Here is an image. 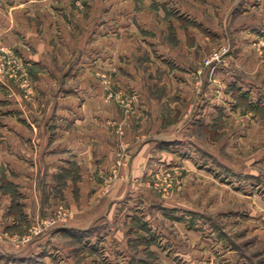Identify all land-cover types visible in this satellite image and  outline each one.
<instances>
[{
	"label": "rangeland",
	"instance_id": "obj_1",
	"mask_svg": "<svg viewBox=\"0 0 264 264\" xmlns=\"http://www.w3.org/2000/svg\"><path fill=\"white\" fill-rule=\"evenodd\" d=\"M115 6L125 9V17L127 8L134 7L132 20L138 28L131 36L135 37L132 48L140 53V58L135 54L139 68L141 58L150 53L157 57L163 48L156 50L152 45V52L144 51V37L153 38L159 32L175 48L179 37L174 25L196 22L190 21L191 8L196 7L204 21L210 20V31L201 29L208 33V47L199 46V61L192 62L194 80L208 76L210 81L209 134L205 136L206 129L200 127L193 131L199 136L192 137L199 147L177 145V149L173 146L153 154L150 169L136 175L124 194L125 203L118 208L122 219L113 223L121 230L117 238L102 234L96 242L90 239L84 244L79 238L54 236L53 231L76 212L58 192L53 209L31 220L20 216L16 232L1 231L0 242L15 252H9L0 264H68L62 253L53 250L62 244L72 249L73 264H264V0H0V83L6 95L14 96L19 90L33 95L38 72L61 70L67 63L63 61L70 59L62 50L68 36L78 30L86 31L89 38L94 28L108 32L110 20L119 28L122 14ZM146 11H151L146 24H154L159 31H142ZM77 21L83 26L75 28ZM35 23L42 42L37 52L29 26ZM49 33L54 35L50 57L33 63L31 52L46 55ZM79 45L71 44L73 56L80 52ZM122 46L132 49L129 44ZM106 64L101 62V74H96L105 101L115 103L120 118L96 127L97 137H112L117 144L113 167L103 171L101 178L103 195L127 177L125 169L132 165L128 131L135 142L153 135L151 129L137 127L138 95L117 81L116 68ZM126 65L120 61L117 71H125ZM168 67L171 72L178 68L174 63H167ZM122 75L125 80L126 74ZM179 114L176 111L168 120L176 122Z\"/></svg>",
	"mask_w": 264,
	"mask_h": 264
},
{
	"label": "crops",
	"instance_id": "obj_2",
	"mask_svg": "<svg viewBox=\"0 0 264 264\" xmlns=\"http://www.w3.org/2000/svg\"><path fill=\"white\" fill-rule=\"evenodd\" d=\"M195 9L188 12L192 15L190 21H196L195 24L174 25L179 37L175 48L169 46L166 37L161 38L154 24H146L151 11L142 14V31L156 32L153 38H143V50L152 52V45L157 46L156 50L163 47L157 57L150 53L146 57L148 60L141 58L139 61L143 67H136L135 54L140 58V53L132 48L135 37L131 35L138 28L132 20L134 7L127 8L126 17L123 16L125 9L118 8L117 13L122 14L118 16L121 28L115 29L114 21L110 20L108 32L94 28L95 34H89V38L83 30H80L82 35L78 30V34L68 36L62 53L64 56L69 54L70 59L62 60L67 63L61 70L35 74L39 80L33 95H24L19 90L18 94L8 97L5 85L0 83V233L6 228L16 232L22 216L31 220L40 212L53 209L59 192L76 212L66 225L53 231L54 236L79 238L84 244L90 239L96 242L102 234L115 239L121 230L113 223L122 219L118 208L125 203L124 194L133 186L136 175L150 169L148 162L153 154H161L164 148L173 146L177 149V145L194 149L200 146L192 137L199 136L193 131L200 127L206 129L205 136L209 134L210 81L208 76L203 81L194 80L192 62L199 61V46L208 47V33L201 29L210 31V20L204 21ZM76 25L75 28L83 26L81 21ZM29 26L33 32L30 35L32 44L36 45V52L37 49L40 51L42 42L36 34V23ZM160 27L167 28L166 25ZM52 34H47L46 55L31 52L33 63L45 61L43 56L50 57ZM75 42L80 44V52L73 56L71 44ZM124 44H129L132 49L122 46ZM103 46L105 49L101 48ZM59 56L60 59L61 53ZM120 61L127 63L125 71H117ZM101 62L107 63L105 67L114 66L116 70L111 73L117 81L136 92L137 127H142V131L151 129L153 134L135 142L134 134L128 131L126 138L132 144V165L125 169L127 177L120 179L106 195L101 192V178L103 171L113 167L117 144L112 137H97L95 132L97 126L120 116L115 103L104 99L102 83L96 74H101ZM167 63H174L178 68L171 72L170 67L166 69ZM157 67L164 70L159 73ZM123 73L126 74L125 80L120 77ZM176 111L180 114L173 123L168 118ZM11 185L13 190L8 188ZM16 193L22 198H16ZM114 210L118 212L114 213ZM10 248L0 242V263L9 252H15ZM55 249L63 254L66 263L73 264L71 248L62 244ZM53 250H49V254Z\"/></svg>",
	"mask_w": 264,
	"mask_h": 264
}]
</instances>
